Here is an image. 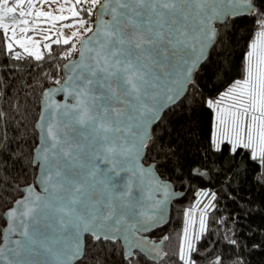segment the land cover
<instances>
[{"label": "snow or ice", "instance_id": "obj_1", "mask_svg": "<svg viewBox=\"0 0 264 264\" xmlns=\"http://www.w3.org/2000/svg\"><path fill=\"white\" fill-rule=\"evenodd\" d=\"M52 4L59 15L42 10ZM241 17H251L253 27L244 37L240 78L229 79L230 69L214 58L236 43ZM41 18L50 26L42 28ZM68 28L74 31L65 36ZM53 44L66 47L53 54ZM42 46L49 61H67L64 83L53 80L65 100L52 104L45 93L36 179L3 214L0 264H84L97 250L118 254L120 264H133L138 253L159 261L162 250L138 233L163 220L172 195V180L160 171L168 162L165 154L153 156L149 130L160 127L162 109L203 106L214 116L209 150L227 154L235 168L252 162L264 169V0H0V55L39 62ZM215 199L212 193L201 210V232ZM186 215L190 222L192 211ZM223 259L198 252L185 226L181 264Z\"/></svg>", "mask_w": 264, "mask_h": 264}, {"label": "trees", "instance_id": "obj_2", "mask_svg": "<svg viewBox=\"0 0 264 264\" xmlns=\"http://www.w3.org/2000/svg\"><path fill=\"white\" fill-rule=\"evenodd\" d=\"M239 19L243 23L237 25L236 43L222 56L214 58L215 62L230 69L229 79L240 78L244 37L253 27L251 17ZM64 47L53 44V54ZM46 61H49L47 50L44 60L39 62L27 54L22 61L7 60L0 55V111L4 113V119L0 120V228L6 224L3 214L12 206L10 202L22 195L19 189L36 179L33 149L38 142L36 122L40 116L41 95L45 88L54 85L53 80L61 81L66 62L63 59ZM34 64L42 65L43 71L41 67L33 69ZM213 125L211 111L203 106L181 104L169 109L160 127L153 128L152 139L157 144L153 156L159 160L160 155L165 154L168 162V166L160 171L186 196L173 204L169 225L151 234L156 240L163 235L167 237L161 262H150L138 253L133 264H181L179 248L187 226L186 213L194 210L199 198L204 204L208 203L212 193L216 199L206 215L204 231L195 240L196 250L222 256L223 264H239L241 260L243 264H264V169L252 162L246 167L235 168L227 154L221 156L210 151ZM6 148L14 156L7 155ZM193 169L206 171L207 175L189 178ZM181 173L185 179H176ZM202 191L208 195L199 196ZM231 240H236V245L231 244ZM120 259L118 254L106 256L97 250L86 255L84 264H120ZM197 264H207V261L197 260Z\"/></svg>", "mask_w": 264, "mask_h": 264}, {"label": "water", "instance_id": "obj_3", "mask_svg": "<svg viewBox=\"0 0 264 264\" xmlns=\"http://www.w3.org/2000/svg\"><path fill=\"white\" fill-rule=\"evenodd\" d=\"M73 59H75V57L73 58ZM67 63V61L64 63V65ZM64 65H63V71H62V78H61V84H63L64 83V76H65V70H64ZM57 88H59V85H52V86H50V87H47V88H45L44 90H43V92H42V95H41V101H40V105H41V110H40V116H41V114H42V109H43V107H44V102H45V93H47V96H48V98H49V102L50 103H52V104H62L63 102H64V100H65V95L63 94V93H61V92H57V91H55ZM49 90H51V91H49ZM69 102H71V101H69ZM169 109H171V108H165V109H162L161 110V113H160V119L162 120V118H163V116H164V114L169 110ZM40 116H39V118H40ZM39 118H38V120H39ZM155 127V124H151L150 126H149V130L150 131H153V128ZM36 131H37V133H38V137H39V124H38V121L36 122ZM33 166H34V160H33ZM122 176L124 177V178H127V174H122ZM35 181H33V182H31L30 184H32V183H34ZM27 185H29V184H27ZM27 185H25V186H27ZM25 186H23L22 188H24ZM21 188V189H22ZM170 192L172 193V195L168 198V201H167V205H166V210H165V212H164V218H163V220H161L160 221V223L157 225V226H155L154 228H153V230H151V231H147V232H142V233H138V235H142V236H144V237H146V239L149 241V242H151L152 244H154L155 246H156V248H158V249H160V250H162V252L164 253V246H165V244H166V242H167V237L165 236V235H163L160 239H158V240H156V239H153L152 237H151V234L152 233H155V232H157V231H159V230H162V229H165L168 225H169V223H170V220H171V214H172V208H173V204L175 203V202H178V201H181V200H183L184 198H185V196H186V193L184 192V191H182V190H178V189H176V187H175V185H174V183L172 182V184H171V186H170ZM37 191H39V188H37ZM21 197V196H20ZM20 197L19 198H17L16 200H18V199H20ZM157 198H159V199H163L164 198V195H163V192L162 191H160L159 193H158V196H157ZM5 226H4V228L5 227H7V222L5 221ZM14 238H19V237H14ZM117 242H119V241H117ZM0 243H2V241H0ZM143 256V255H142ZM145 257V256H144ZM148 261H150V262H154V263H160L161 262V260H162V258H163V255L159 258V261H152V260H149L147 257H145ZM37 259H39V258H37ZM79 261H76L75 262V264H77Z\"/></svg>", "mask_w": 264, "mask_h": 264}, {"label": "rangeland", "instance_id": "obj_4", "mask_svg": "<svg viewBox=\"0 0 264 264\" xmlns=\"http://www.w3.org/2000/svg\"><path fill=\"white\" fill-rule=\"evenodd\" d=\"M61 3H63V0H61ZM58 8V5L57 4H52L51 7L49 6H44L42 8V10L44 11H54V14L56 15H59L60 13L58 11H55L56 9ZM65 15H70L68 14L67 12L65 13ZM69 21H65V22H57L56 23V27L57 28H60L62 27V24L63 23H67ZM39 25L42 27V28H47L50 26V21H47L43 18H41L39 21H38ZM74 31V29L72 28H68V29H64V35L65 36H69L71 34V32ZM51 35L53 36V38H55V30H53V32L51 33ZM37 39H41L40 36H37ZM41 50L42 52L44 53L46 49L43 48V46L41 47ZM214 126V125H213ZM200 202L199 203V207H197V202ZM197 202L195 203V205L193 206L194 210L192 211V216H191V220L189 222V217H188V220H187V226L189 228V235H190V238L193 240V243L195 244V240L196 238L200 237L201 235V231H200V214H201V210L204 206V201L199 198L197 200ZM207 215V214H206ZM205 225H206V216H205V222H204V228H205Z\"/></svg>", "mask_w": 264, "mask_h": 264}, {"label": "built area", "instance_id": "obj_5", "mask_svg": "<svg viewBox=\"0 0 264 264\" xmlns=\"http://www.w3.org/2000/svg\"><path fill=\"white\" fill-rule=\"evenodd\" d=\"M55 84V83H54Z\"/></svg>", "mask_w": 264, "mask_h": 264}]
</instances>
